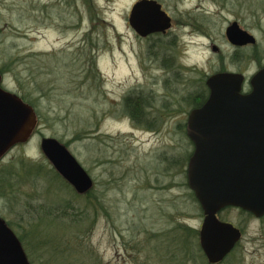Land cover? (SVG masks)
Returning a JSON list of instances; mask_svg holds the SVG:
<instances>
[{
  "label": "rangeland",
  "instance_id": "obj_1",
  "mask_svg": "<svg viewBox=\"0 0 264 264\" xmlns=\"http://www.w3.org/2000/svg\"><path fill=\"white\" fill-rule=\"evenodd\" d=\"M93 1L96 16L84 0H0V67L10 58H19L13 65L15 72L4 73L3 85L21 93L22 87L28 90L34 81L45 93L42 111L49 116L28 142L8 152V158L44 161L47 158L40 147L44 137L64 144L69 141L67 147L94 179V192L102 195L107 209L96 217L89 236L105 262L159 264V251L167 262L171 259L167 239L177 231L179 222L199 230L203 220L198 204L187 195L185 173L167 169V158L189 146V140L178 131L188 114L171 115L170 111L162 128L172 131L165 134L136 125L125 114L122 101L127 93L136 87L164 84L171 74L149 57V44L128 23L138 0ZM158 1L175 24L177 61L184 67L179 72L186 81L181 88L194 90L190 81L201 73L210 76L222 68L254 69L243 57L234 60L226 28L237 20L264 51V0H228L225 5L221 0ZM214 45L218 51L213 50ZM246 49L239 51L245 54ZM93 72L99 79L95 83L90 79ZM82 129L88 132L86 137L76 139ZM36 187L28 184L24 190H39ZM49 192L53 203L75 199L74 192L60 180ZM13 210L7 198H0V215L6 221L17 220ZM223 215L235 225L245 226L237 251L242 256L240 264H264V220L235 207ZM11 227L18 235L30 229L27 222ZM45 228L41 223L35 230L42 234ZM28 243L24 247L30 263L43 264L42 252L29 251ZM147 254L151 257L148 262ZM231 262L237 264L227 259L218 264Z\"/></svg>",
  "mask_w": 264,
  "mask_h": 264
},
{
  "label": "water",
  "instance_id": "obj_2",
  "mask_svg": "<svg viewBox=\"0 0 264 264\" xmlns=\"http://www.w3.org/2000/svg\"><path fill=\"white\" fill-rule=\"evenodd\" d=\"M130 27L140 36L165 33L172 16L158 0H138L128 15ZM234 46L255 44L257 38L237 20L226 28ZM218 51V46H213ZM0 71V160L32 136L38 120L34 107L19 93L2 87ZM245 75L219 71L207 78L210 89L204 103L190 110L187 136L194 150L187 165V183L203 211L200 246L210 264L222 262L242 240L243 231L218 216L226 207L264 216V69L254 78V90H243ZM40 147L52 166L84 194L94 179L66 144L44 137ZM0 264H31L15 231L0 215Z\"/></svg>",
  "mask_w": 264,
  "mask_h": 264
},
{
  "label": "trees",
  "instance_id": "obj_3",
  "mask_svg": "<svg viewBox=\"0 0 264 264\" xmlns=\"http://www.w3.org/2000/svg\"><path fill=\"white\" fill-rule=\"evenodd\" d=\"M88 6L92 16H96L97 9L93 0H84ZM223 5L228 4V0H221ZM156 43L148 45L147 53L150 58L154 59L163 67L169 74L164 79L166 85L172 92V103H158L152 102L150 99H144L137 95V90L134 88L127 93L122 101L123 111L135 123L141 125L146 129H157L170 115L189 113L192 108L201 106L207 97V76L201 73L199 78L193 79L195 89L185 93L181 85L186 83L180 75L179 70L184 68L177 61V42L175 39L155 40ZM243 52H238L237 60H241ZM243 56V55H242ZM0 67L2 73L15 72L14 63L19 59L17 57L10 58ZM261 59H259L260 61ZM220 71H226L225 68ZM93 72V77L90 79L99 80L97 74ZM18 74V73H16ZM15 74V75H16ZM176 74V75H175ZM97 78V79H95ZM18 79V78H17ZM21 83V82H20ZM189 83V82H188ZM196 84V85H195ZM22 87V86H21ZM39 93L38 97L33 94ZM20 96L27 103L31 104L37 115V128L45 123L49 116L44 109L42 97L45 94L37 87L34 81H31V86L26 90L22 87ZM167 109V110H166ZM163 116V119L161 118ZM179 130L186 129V121L178 125ZM34 130V131H35ZM85 129L76 135V139H83L86 137ZM189 140L187 149L183 152L172 153L168 159V168L172 171L183 172L186 175L187 163L193 152L192 141ZM69 141L65 144L68 146ZM47 158V157H46ZM179 170V171H178ZM56 180L72 190L75 199L67 198L59 201H52L48 197L50 188L54 185ZM40 188L36 187L37 183ZM30 185L38 188L33 192H25L24 186ZM188 190L189 197L198 203L194 192L189 188L187 181L184 183ZM169 187V184L167 185ZM8 199L16 219L8 220L10 226H23L27 222L30 229L26 233L19 234L20 239L28 243V236H30L29 251L36 249L42 252L40 258L43 259V264H107L102 255L98 252L96 247L90 241V233L93 230V225L96 217L102 212H107L104 205L102 195L94 192V187L84 194L78 193L75 188L52 166L49 160L36 162L25 157H19L16 160H9V162L0 166V198ZM48 201L50 203H48ZM15 206H20L23 209H16ZM234 207H226L220 212V218L228 220L224 217L223 212ZM236 208V207H235ZM241 213L254 217L253 214L237 208ZM229 221V220H228ZM44 223L45 231L35 230L38 225ZM177 231L173 233L171 238H168V245H166L167 253L171 254V259L165 261V256H161L162 252L157 253V261L160 264H207L208 260L200 246L199 230L192 228L186 224L179 222ZM51 225V227H48ZM54 227V228H53ZM243 234L245 233V226H239ZM35 230V231H34ZM179 230V231H178ZM36 234L40 236L37 238ZM185 236V239H184ZM151 237H154L152 232ZM181 237V239H179ZM264 240V238L262 237ZM241 241L238 242L233 251L227 256V261H237L240 264L242 260L241 255H237V251ZM28 249V247H27ZM151 257L146 256L147 262ZM225 259V260H226ZM165 262V263H164ZM230 264H233L232 262Z\"/></svg>",
  "mask_w": 264,
  "mask_h": 264
},
{
  "label": "flooded vegetation",
  "instance_id": "obj_4",
  "mask_svg": "<svg viewBox=\"0 0 264 264\" xmlns=\"http://www.w3.org/2000/svg\"><path fill=\"white\" fill-rule=\"evenodd\" d=\"M173 29H175V24L173 23V18H172V27L169 30H167L165 33H163V32L152 33V34H150V35H148L146 37H142V36H140L138 34V36L141 38L140 40L147 42V44H149V45L152 44V43H156L155 40H160V39H162V40H168V41H171L172 39H175L176 40V36H175L176 35V32L173 33ZM233 48H234V51H233L234 60H236V58L238 56L239 50H242L243 48H247L246 49L247 50L246 53L245 54L243 53L244 56H241V58L243 57L244 60H247L249 64H254L255 65L254 66V69H252L249 72H243V71L240 72L239 71L240 73H243L245 75V82H244V86H243L244 92L247 93V94H251L253 92V90H254V82H253L254 78L256 77V75L262 69H264V51H261V49L258 47V41L255 44L250 43V44H247V45H244V46H234L233 45ZM259 59H261V60L259 61ZM234 72H238V71H234ZM2 75H3L2 87L5 88V86L3 85L4 82H5V75H4V73H2ZM207 77H209V76H207ZM136 90H137V95L139 97H142L144 99H150V101H152V102H158L159 104L160 103L171 104L172 103V100H173L171 89L166 85L165 82H164V84L163 83H160L156 87L155 86H153V87L150 86V87H145L143 89L141 87H136ZM183 91H185V94H186L187 92L192 91V90L188 89L187 87H184L183 88ZM209 93H210V89H209V87L207 85V97L209 96ZM187 117H188V115H187ZM161 118L163 119V116H161ZM147 130L152 131V132H155V133H159V134H165V133H169V132L172 131V129H170V128L163 129L162 128V124L157 129L154 128V129H147ZM178 131L181 132V133H183V134H185V135H187V130L186 129L184 131L183 130H178ZM20 145H22V144L19 143L16 146H14L13 148L18 147ZM192 146H193V150H194V144H193V142H192ZM8 155L9 154L7 153L0 160V166L3 163L9 162L10 159L8 158ZM186 179H187V172H186ZM187 195H188V197L190 196L189 194H187ZM195 197H196V195H195ZM197 204H198V206L200 208V214H201V216L204 219V211H203V209H202L199 201H198ZM218 216L220 217V212H219ZM259 219L264 220V216H262ZM202 223H203V220H202ZM202 223H201V225H202ZM200 228H201V226H200ZM199 231H200V229H199ZM16 234H17L18 238L20 239V236L18 235L17 232H16ZM20 242H21V244H22V246H23V248H24V250H25V252L27 254V251H26V249L24 247V246H26V243L23 242L21 239H20ZM199 242H200V235H199ZM27 256H28V254H27ZM225 259L223 261H225ZM216 264H218V263H216Z\"/></svg>",
  "mask_w": 264,
  "mask_h": 264
}]
</instances>
